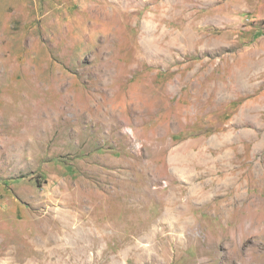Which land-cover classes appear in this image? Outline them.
<instances>
[{
	"label": "rangeland",
	"instance_id": "1",
	"mask_svg": "<svg viewBox=\"0 0 264 264\" xmlns=\"http://www.w3.org/2000/svg\"><path fill=\"white\" fill-rule=\"evenodd\" d=\"M0 264H264V0H0Z\"/></svg>",
	"mask_w": 264,
	"mask_h": 264
}]
</instances>
